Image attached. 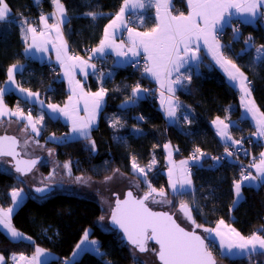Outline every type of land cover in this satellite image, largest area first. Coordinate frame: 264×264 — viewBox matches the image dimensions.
<instances>
[{"label":"trees","instance_id":"1","mask_svg":"<svg viewBox=\"0 0 264 264\" xmlns=\"http://www.w3.org/2000/svg\"><path fill=\"white\" fill-rule=\"evenodd\" d=\"M11 10L10 17L0 21V89L8 81V69L16 64H25V70L19 73L17 81L24 88L41 93L47 102L63 105L68 96L66 84L60 80L59 70L49 63L30 60L25 54L26 43L23 39L22 25L38 21L41 15L53 12L52 0H5ZM64 5L67 22L64 33L73 55H82L85 49L96 48L104 36L106 25L118 14L124 0H61ZM174 10H186L185 0H173ZM87 12L98 13L96 19L84 15ZM240 25L238 36L234 32ZM251 37L250 44H245ZM222 41L228 56L241 68L251 82V96L259 111L264 115V64L255 62L256 48L264 45L263 20L256 26L234 23L222 33ZM248 48L245 52L244 49ZM108 68H97V77H90L87 87L97 91L102 87L106 91L104 109L101 112L97 127L90 136L76 140H49L50 136L63 137L68 125L61 120L45 117L41 127L40 141L48 149L57 152L61 163H71L75 176L105 181L116 172L132 180L139 177L133 171V163L139 168L148 169L156 160V167L149 169L148 181L151 187L163 190L171 203L170 210L155 207L173 214L179 223L187 229L195 225L180 211V204L187 203L193 209L192 217L204 235V229L215 228L221 220L233 226L242 235L249 237L253 233L264 234V186L260 189H241L243 200L233 207L237 197L234 192V181L241 180L240 164L220 159L223 145L210 127L216 119L236 121L232 128L235 140H242L244 148L252 149L254 157L261 146L250 142L247 137L254 129L247 121H241L239 92L226 78L205 61L199 74H192L188 84L177 93L178 98L191 106L195 118L189 125H170L163 111L154 99V93L124 107L123 102L131 98L137 86L150 90L151 84L139 78L130 68L116 71L111 80L104 76L112 68L107 59H103ZM103 73V76H101ZM11 108L21 107L24 111L32 107L28 102L12 92L4 97ZM34 107L33 115H36ZM117 124V128L113 123ZM94 143L95 149L88 146ZM171 144L174 159H189L193 153L198 155L197 163L191 167L192 187L187 194L177 197L169 189L165 174L164 146ZM199 148L200 152H196ZM203 154V155H200ZM216 164L217 168H213ZM44 173H50V165H42ZM27 178V177H26ZM20 175L0 169V209L13 205L11 193L15 190L27 191V198L12 215V226L31 241H13L0 229V254L32 255L37 247L44 248L56 255V259L46 264H65L74 259L77 245H81L85 232L90 231V238L100 242L102 254L84 252L74 259L72 264H136L129 246L116 231L104 230L99 222L107 214L94 199L81 195L55 193L43 198L34 195ZM140 180V179H139ZM141 188H145L141 181ZM141 189V190H142ZM133 190V189H131ZM134 191V190H133ZM147 191V192H146ZM135 192L138 196L145 195ZM152 197V196H150ZM150 199V198H149ZM209 244V242H208ZM149 247H155L150 245ZM210 250L219 262L225 264H264V255L249 258L232 259L219 256L211 244ZM152 261L157 262L155 255L148 252ZM147 255V254H145ZM153 258V259H152ZM10 264V263H8Z\"/></svg>","mask_w":264,"mask_h":264},{"label":"crops","instance_id":"2","mask_svg":"<svg viewBox=\"0 0 264 264\" xmlns=\"http://www.w3.org/2000/svg\"><path fill=\"white\" fill-rule=\"evenodd\" d=\"M134 2L135 0H129V6ZM158 2L162 3V0H151V4L146 5V7L143 9L136 8L131 11L129 9H125L124 15L121 17V19L117 20L116 17L120 14L119 11L118 14L106 25L105 29H107L111 41L113 42L112 45L110 47L106 46L103 50V53L94 51L95 49L100 47V44L92 50L93 56L99 57L101 59H107L111 63L112 68L106 73L104 78L106 80H111L115 76L117 70L130 68V65L132 63L141 61L144 64V74L146 76V80L148 81L149 84H151L152 88L148 90L144 87L137 86L139 88V91H137L135 94L132 92L131 98L123 102L122 106L124 107L132 106L136 104L138 101L147 98L150 95V93H154L153 95L154 99L157 101L158 107L163 111L164 115L166 116L168 123L170 125L185 126V125H189L193 121V119L195 118V113L194 110L191 108V106L182 102L178 98L177 93L180 89L184 88L188 84L189 79L187 77L191 76L192 74H199L201 72V68L204 65L205 61H207L210 64L211 68L218 70L226 78L228 83L239 92L240 95L239 107L241 110L240 120L249 122L251 127L254 129L253 133L249 134L247 139L250 142H258L260 144L261 149L260 152L256 155V159H255V163H259L261 159L260 153L264 152V137H258L257 135H255V131L257 127V121L264 120V115L259 111L257 105L252 99V96L246 95L241 90L239 82L229 80L228 71L232 70L231 65L223 64L222 62L217 63V59L219 57L217 56L216 58H214V52L210 50L209 45H205L202 39L196 42L199 44V50H197L195 44H193L192 51L188 53V56L183 57L184 60H189V63L181 67L179 71L172 70L171 75H166L165 73H161L160 80H157V78L154 77L150 72L145 71L146 66L149 67L151 66V61L148 60L147 53L143 51V48L142 46L139 45V42L141 39H147V38L138 34H142L146 32L150 33L152 29L156 28L157 25L160 24V19L157 18V9L155 7L156 3ZM236 2L242 3V0H236ZM185 5H186L185 11L176 12L174 10L173 0H169L167 11L170 12L171 15L173 16L180 15L181 13L187 16L188 13L190 12V8L188 6V0H185ZM122 7H124V4L122 5ZM55 11H56V5L53 4V12ZM165 11L166 10L164 7L160 8L159 16L161 18L165 16ZM228 11L231 12L232 14L231 20L229 23L224 24L223 30L220 34H218V36L222 35V33L227 28L232 27L234 23L256 26L259 21L263 20V26H264V17H257L255 20H253L249 14L243 11H237L236 9H229ZM10 14H11V10L5 20H7L10 17ZM51 14L45 16L48 18L47 23L49 26L53 24H57L60 19H63L59 15V13H57V15L55 16ZM129 16H131L133 20L130 31L126 33L127 27H125V24L128 25ZM141 18H143V22H141ZM226 18H227V14H226ZM113 21H115V25L113 27H109V25L112 24ZM247 21H251V22H247ZM66 22H67V15H66L65 23ZM38 23L40 27V32H37L35 35V45L33 43L34 40L33 34L31 32H27V27L29 26L32 27V25L27 23L23 24L24 30L22 31V34H23V39L26 43L25 54L27 58L30 60H36L43 63L53 64L59 70L60 80H62L66 84L69 96L63 105H57L47 102L41 93L28 90L19 84V82L17 81V76L19 73H22L25 70V64L20 63L15 65L16 67L13 69V79L15 82H13V80H9L8 78V81L2 87V89H6V91H4L2 98H0L2 99V103H0V111L6 109V113L0 115V135L2 136L5 133L18 137L20 140V145H21L20 147L23 156H24V145L25 148L29 150V152L39 151L38 146L41 144L40 141L41 127L43 124V120L47 116L53 120H61L64 124L68 125L69 131L63 136L66 137L65 139L67 140L82 139L90 136L91 131L98 125L100 115L102 110L104 109L105 100H106V91H105L103 98L100 100L99 107L98 108L95 107L94 105L95 98L93 94L100 91V89L97 91H91L87 87V82L89 78L90 77L96 78L98 76L97 68L96 66L95 69L91 67H85L80 64V60L87 61L89 64H93L92 61L89 58H82V57H79L80 60L68 59V57H75V56L71 51L70 45L64 33L65 23L59 24V35L55 29H52L51 27L46 28L45 24L41 22L40 18L38 20ZM217 27L219 28V25H217ZM105 29H104L103 39L105 38ZM41 32H44L45 34L41 36L40 35ZM25 36L27 37L26 40L24 38ZM133 41H135L136 43L135 47L133 45ZM218 41H219V48H218L219 53H222L227 59H230L233 63H235L230 58V56L226 54L224 43L220 37H218ZM181 47H183V45H181ZM58 48L61 49V58L64 60L65 65L67 66L69 75L65 74L66 67L62 65L61 62L57 59ZM40 49H46V50H40ZM65 52L66 55H64ZM118 52L121 54L118 55L117 54ZM133 52H136L137 55H133ZM193 54L195 55L196 59L190 60L189 58ZM181 55H183V53H181ZM82 67H83V71H81ZM245 76L247 77V80L245 81V83L247 84L249 82V79L246 74ZM178 77H180V82L176 83L175 81L177 80ZM70 79H71V83H70ZM77 81L79 82L78 84L76 83ZM21 88L26 89V91L21 92L20 91ZM169 88H171L172 91H169ZM249 88L251 91L250 84H249ZM12 92L16 93L21 99L28 102V104L33 108L36 107L35 108L36 115H33V113H31V123H29V121L25 118L29 115L27 111H24L23 108L21 107H16L11 109L6 104L4 97L5 95ZM29 92L33 93L34 95L29 96L28 95ZM41 101H43V104L40 103ZM253 104H254V111L252 112L248 111V108L252 107ZM52 106H55L57 111L53 112ZM170 107L175 108L174 117H169L167 114ZM85 108H87V111H85ZM61 110L67 111L70 114L71 118H69V116H66L64 114V111ZM17 111L23 113V116L11 115L12 112H17ZM41 117L43 118L41 119ZM90 117H92L91 123H88ZM73 120H76L78 124L88 123V126L86 128V131L88 133L87 137L82 136L79 133L73 132ZM218 121H223L224 124H227L229 126L227 128V132L232 137V140H235L234 135L232 133V128L237 126L238 122L228 121L227 119L216 118L210 123V127L216 134V137L218 138L219 142L222 144H227L232 140H227V138H222L218 134V129L223 128V124H220ZM33 124L35 125L37 132L32 131ZM61 139L62 137L57 138L54 137L53 135L50 136L49 138V140H61ZM239 141L242 144V140ZM44 145L46 144L44 143ZM166 145L167 147H165ZM166 145L164 146L165 166H166L165 174L168 178L169 189L170 191H172V188L169 184L170 170H171V177L174 181H177V187L179 188V181L189 174L188 173L189 160L187 159H183L179 161L175 160L174 147L171 144H166ZM42 154L43 153L41 152L39 153L36 152L34 156L29 158L30 159L37 158ZM42 158L43 161L39 166V168L42 165H46L44 162L45 155H43ZM8 161L10 162L9 159L1 158L0 169L8 172H13V167L10 166ZM185 161L187 163L182 164V162ZM255 174H256V169L254 168L253 175ZM24 180L26 182V185L32 190V186L27 183L26 179ZM245 184H247V182H245ZM243 186L244 185H242V187ZM191 187H192V183L191 186L185 185V188L188 190H190ZM15 191L18 192L19 195L16 198L17 202L16 203L13 202V205L10 207L13 210L11 212V219L15 210L25 201V199L28 196L27 191L24 189L15 190ZM11 197H12V193H11ZM12 201H13V197H12ZM0 229L13 241H31V239H28V237L25 235H23L20 238H13L11 236V233L8 231V229L4 228L3 225H0ZM216 229L217 226L213 228V230ZM231 229H235V228L231 225H228L227 223H224L223 225L220 226L221 232L225 233L226 236H230L236 242H239L238 238L235 237L233 233H231L230 231ZM235 230L236 232H239L237 229ZM87 233H88L87 239H85L84 236L83 238L84 243L83 244L81 243L80 248L78 249L74 259L80 257L84 252H93L99 255L102 254L100 249V242L98 240L90 238V234H91L90 231H88ZM204 236L207 237L208 240L211 239L213 241L211 245L215 250H217L219 256L221 257H229L232 259L249 258L246 252L241 249L233 248L231 253H228L227 248H221L220 237L216 236L215 231H213L212 233L204 232ZM244 237L247 238L246 236ZM90 241H95L96 243L92 244L90 243ZM225 242L227 243V239ZM37 249H41L42 251L38 254ZM130 250L133 258L135 259L132 249ZM0 256L4 257V260L0 262V264H8V263L46 264L49 261L56 259V255L54 253L41 247H37L35 252L30 256L13 255L6 257L2 254H0ZM21 256L25 257V259L23 260L20 259ZM13 257H15V259H13ZM74 259L67 261L65 264H72Z\"/></svg>","mask_w":264,"mask_h":264},{"label":"snow or ice","instance_id":"3","mask_svg":"<svg viewBox=\"0 0 264 264\" xmlns=\"http://www.w3.org/2000/svg\"><path fill=\"white\" fill-rule=\"evenodd\" d=\"M35 3L39 4V0H34ZM52 3L56 5V11L51 15L55 16L57 13L63 18L58 21L57 24H53L51 26L47 23V17L41 15L40 20L45 24V27H51L55 29L59 35V24L65 23L66 21V12L63 3L61 0H52ZM169 0H162V3H156L155 7L157 9V18L160 19V24L157 25L156 28L152 29L150 33H142L138 34L147 39H141L139 45L142 46L143 51L147 53L148 60L151 61V66H146L145 71L150 72L157 80H160L161 73H165L166 75H171L172 70L179 71L181 67L189 63V60H184V56H188V53L192 51V45L195 44L196 49L199 50V44L196 43L201 39L204 41L205 45H209L210 50L214 52V58L217 56V63H223L231 65V69L228 71V76L230 81H238L241 87V90L248 96L251 95V91L249 88L250 81L246 84L245 81L247 77L240 70L239 67L235 63H233L230 59H227L222 53H219V41L218 34H220L223 30L224 24H227L231 20V12L229 9H236L237 11H243L249 14L253 20L257 17H264V0H242V3H237L236 0H188V6L190 8V12L187 16L183 13L180 15L173 16L170 12L167 11ZM151 0H135L129 6V0H124V7L120 9V14L116 17L117 20L121 19L124 15L125 9L134 10L136 8L143 9L146 5H150ZM165 8V16L161 18L159 16L160 8ZM10 9L5 2V0H0V21H5L6 17L9 15ZM227 14V18H226ZM84 15L91 16L93 19H96L98 13L95 12H87ZM141 22H143V18H141ZM251 22V21H247ZM27 23V22H25ZM115 25V21L109 25V27H113ZM203 25V26H201ZM219 25V28L217 27ZM125 27L127 25L125 24ZM24 30V26L22 25V31ZM27 32H31L33 34L34 40L33 43L35 45V35L37 33V28L35 27H27ZM234 32L238 36L239 30L236 29ZM45 33L41 32L40 35L43 36ZM26 40V36L24 37ZM251 37L249 40L245 41V44H250ZM111 38L107 29H105V38L101 40L100 47L95 49L94 51L103 53V50L106 46L110 47L112 45ZM134 47L136 46L135 41H133ZM183 45V47H181ZM55 47V45H54ZM46 50V49H40ZM27 51V50H26ZM245 52L248 51V48L244 49ZM183 53V55H181ZM120 55L121 53H117ZM66 55V52L64 53ZM133 55H137L136 52H133ZM57 59L61 62L62 65L66 67V75H69L67 70V66L65 65L64 60L61 58V49H57ZM70 60H80L79 57H68ZM190 60H195L196 57L193 54ZM255 62H260L264 64V45H261L256 48V56ZM80 64L85 67H91L95 69L94 64H89L87 61L80 60ZM16 66L13 65L8 69V78L9 80H13V69ZM83 71V67L81 68ZM110 75V74H109ZM103 76V73H101ZM190 79L191 77H187ZM176 83L180 82V77L175 81ZM71 83V79H70ZM79 83L78 81L76 82ZM4 91L6 89H0V98H2ZM21 92L26 91V89L21 88ZM139 91V88L133 89V93L135 94ZM169 91H172L169 88ZM105 89L101 88L100 91L93 94L95 100V107H99L100 100L103 98ZM75 94V93H74ZM29 96L34 95L29 92ZM0 103H2V99H0ZM43 104V101L40 102ZM53 112L57 111L55 106H52ZM64 111V110H61ZM87 111V108H85ZM248 111H254V104L252 107L248 108ZM6 113V109L0 111V115ZM66 116L71 118L70 114L67 111H64ZM169 117L175 116V108L170 107L168 111ZM13 116H23V113L17 111L12 112ZM29 123H31V113L27 117H25ZM43 117H41L42 119ZM255 118V117H254ZM92 117H90L88 123H91ZM220 124H223L222 129H218V134L222 138H227V140H232V137L228 134L227 128L229 127L227 124H224L223 121H218ZM86 124H78L76 120H73V132L79 133L82 136L87 137L88 133L86 128L88 126ZM216 123V122H214ZM26 127V126H25ZM32 131L37 132L35 125L32 126ZM38 134V133H37ZM255 135L258 137H264V120L257 121V127L255 131ZM2 141H10L12 145L16 144V138L13 136H3L0 137V142ZM232 143H240V141H232ZM167 147V145L165 146ZM228 156H232V152H228L227 146L225 148ZM196 152H200V149L197 148ZM11 151H5L3 147H0V155H12ZM261 159L259 163L250 164L249 168L254 167L256 169V174L253 175L251 172H248L247 175L244 174V171H241V180L234 181V192L236 195V199L233 200V207H236L243 200L241 188L242 185L248 187L250 189L255 188L259 189L264 186V152L260 153ZM212 159L219 161L221 158L213 157ZM19 163V162H18ZM29 165L28 169H21L17 167L18 172L30 171V166L36 163L35 160H31L27 162ZM187 162H182V164H186ZM65 168L71 171L70 166L68 164L64 165ZM137 165L133 163V168L135 169ZM141 173L144 172V169H139ZM108 180H111L112 177H107ZM79 182V178H78ZM247 182V184H245ZM190 173L185 176L183 179L179 181V188L177 187V181H174L171 177L170 170V178L169 184L172 188L173 193L179 198L187 194L188 189L185 188V185L191 186ZM150 191L145 194L143 199H133V194L131 191L127 193L128 199L121 201L119 198L116 203V211L112 214V221L115 224H118L119 227L124 231L125 235L128 238V241L133 245L135 250H138L140 253L151 252L154 253L155 257L159 260L160 264H216V260L213 257L212 251L209 248V244H212L213 241L209 239V244H205V239L201 238V236L197 235L194 230L186 231L184 227H181L179 223L175 219H173L172 215L167 212H154L151 211L145 204L144 201L148 200L152 193L156 192V189L151 188L149 185ZM37 192L43 193L45 189L37 188ZM19 195L18 192L13 191L12 197L13 202L16 203V198ZM161 197L165 196L163 190L159 192ZM160 202V201H154ZM171 204L172 201L166 200L163 201ZM13 210L10 208L7 211L0 209V225H3L4 228L8 229L13 238H20L23 236L22 233L16 231V229L11 224V212ZM180 211L187 217L189 221L196 228L202 227L197 224L196 221L192 217L193 209L189 207L187 203L180 204ZM103 219V218H101ZM224 224V221L221 220L217 225V229H209L205 228L204 231L208 233H212L215 231L216 236L220 237V247L227 248L228 253H231L233 248H238L246 252L249 257L254 255H264V234H256L253 233L250 237L245 238L239 232H236L235 229H231V233L238 238L239 242L233 240L230 236H226L225 233L220 231V226ZM85 239H87L88 233L84 234ZM30 239V238H28ZM227 239V243L225 242ZM148 241H154L158 248L149 247ZM83 244L84 241H81ZM90 243L95 244V241H90ZM79 248L80 245H77ZM83 250V249H82ZM42 250L37 249V253L39 254ZM98 251V249H97ZM223 254V253H222ZM73 255H76L74 253ZM15 259V257H13ZM20 259H25V257L21 256ZM136 264H148L147 258H135ZM4 260V257L0 256V262Z\"/></svg>","mask_w":264,"mask_h":264},{"label":"rangeland","instance_id":"4","mask_svg":"<svg viewBox=\"0 0 264 264\" xmlns=\"http://www.w3.org/2000/svg\"><path fill=\"white\" fill-rule=\"evenodd\" d=\"M79 57V56H78ZM29 109V108H28ZM28 109L26 110L28 112ZM31 111L28 113H33L34 108L30 107ZM113 126L117 128V124L114 122ZM66 137H62V141L67 140ZM71 140V139H70ZM74 140V139H73ZM88 146H92L95 149L94 143L91 141ZM39 151L29 152L24 145V156L26 158L32 157L36 154V152H41L45 155V164H49L51 167L50 173H44L41 170V167L37 168L31 175L26 178L28 184L33 187L35 186H52L55 188V193H67V194H75L85 196L90 199L96 200L102 207V209L106 212V216L100 220L99 224L104 230H111L109 223V216L114 208L116 202V196L122 198L127 190L133 189L135 192L142 193V190L145 189L150 191L149 181H148V172L149 169L152 170L156 167V160L152 162V166L148 169H144V172L141 173L139 171L138 166L133 171L139 177L138 180H132L129 177L125 176L122 173L116 172L112 175V179L101 182L93 178H86L83 176H75L72 171L71 163H61L58 160L57 152L52 149H47L46 145L41 142L38 146ZM200 155H203L200 153ZM198 155H196V159L193 160L191 158L189 160L188 172H191V167L197 163ZM173 160V158H172ZM68 164L70 166L71 171L69 172L68 168H65L64 165ZM187 176V175H186ZM79 178V182H78ZM191 179V177H190ZM141 181L144 182L145 188H141ZM192 181V180H191ZM151 186V185H150ZM153 188V187H151ZM142 189V190H141ZM155 189V188H154ZM147 192V191H146ZM160 190L156 189V192L152 193V197H149L150 201L154 204L155 207H162L166 210H170L171 204L163 202L169 200L168 198L161 197L159 195ZM173 193V191H171ZM160 201V202H154ZM9 209V208H8ZM4 210V209H3ZM7 210V209H5ZM135 258H147L148 264H157L152 261L151 256L142 255L138 253L136 250H132ZM152 256L154 253H151ZM150 258V259H149ZM153 259V258H152ZM219 264H225L223 262H219Z\"/></svg>","mask_w":264,"mask_h":264},{"label":"water","instance_id":"5","mask_svg":"<svg viewBox=\"0 0 264 264\" xmlns=\"http://www.w3.org/2000/svg\"><path fill=\"white\" fill-rule=\"evenodd\" d=\"M3 136H13V137L16 138V141H17V142H16L15 145H12L10 141H2V142H0V147H3V149H4L5 151H11V152L13 153L12 155H0V159H1V158L9 159L10 162H9V161H8V162H9L10 166L13 167V172H14V173L20 175L22 178H26V177H28L29 175H31V174H32V173H33V172H34V171H35V170L41 165V163H42V161H43L42 156H43L44 154L40 155V156L37 157V158H32V159H30V158H26V157L23 156V153H22V151H21L20 140H19L18 137L14 136V135H10V134H5V133H4L2 136L0 135V137H3ZM31 160H35L36 163H35L34 165H31V166H30V171L18 172V171L16 170L17 167H20L21 169H28V168H29V165H28L27 162H28V161H31ZM18 162H19V163H18ZM37 188H43V189H45V191H44L43 193L37 192V191H36ZM32 191H33V193H34L35 196L40 197V198H43V197H46V196L52 194V193L55 191V188L52 187V186H35V187L32 188ZM129 191L132 192V194H133V199H143L144 196H145V195L138 196V195H136V194L134 193L133 190H130V189L127 190V191L125 192V194H124V196H123L122 198H120L119 196H118V197L116 196V202H115L114 208H113V210H112V212H111V214H110V216H109V223H110L111 230L116 231L118 234H120L122 240H123L128 246H129V248L132 249V250H135L134 247H133V245L128 241V238H127V236L125 235L124 231L119 227L118 224H115V223H113V221H112V214L116 211V203H117V199L119 198L121 201L128 199L127 193H128ZM148 201H149V199H148V200H145V201H144V204H145V205H146L151 211H154V212H167V213H169L168 211H164V210H154V209H152V208L150 207V205L148 204ZM169 214L172 215L173 219H175V220L177 221V223H179V221L176 219V217H175L173 214H171V213H169ZM179 224H180V223H179ZM180 225H181V224H180ZM181 227H184V226L181 225ZM184 228H185V227H184ZM185 230H186V231L194 230V231L196 232L197 235L201 236V238H207V237H205V236L201 233V231L199 230V228H196V227H193V229H187V228H185ZM204 232H205V231H204ZM208 242H209V240H208V239H205V244H208ZM148 245H149V246H150V245H154V246H156V248L159 247L158 245H156V244L154 243V241H148ZM136 251H137L138 253H140L138 250H136ZM147 253H148V252L140 253V254L145 255V254H147ZM212 254H213L214 259L216 260V264H218V261H217V259H216V257H215V254H214L213 252H212ZM156 259H157V258H156ZM157 262L160 264V262H159L158 259H157Z\"/></svg>","mask_w":264,"mask_h":264},{"label":"built area","instance_id":"6","mask_svg":"<svg viewBox=\"0 0 264 264\" xmlns=\"http://www.w3.org/2000/svg\"><path fill=\"white\" fill-rule=\"evenodd\" d=\"M132 20H133L132 17L129 16L128 17V25L126 28V33H128L131 29ZM239 26L240 25H237L235 28L238 29ZM32 27L37 28V32H40V27H39L38 21H34L32 23ZM218 37L222 38V35H219ZM74 56L75 57L79 56L82 58H89L92 61V63L96 66V68H100V67H103L106 69L108 68V66L105 64L103 59L92 55V51L90 49H85L83 51L82 55H75L74 54ZM130 67L133 71H135L138 74L139 78L146 80V76L144 74V64L141 61L132 63L130 65ZM30 111H31V109L29 108L28 112H30ZM232 141L227 143V144H222L223 148H224L223 154L219 158L240 164V167L244 171L245 175H247L248 172H251L252 174H254V167L249 168L250 164L255 163V157H254V154L252 152V149L244 148L241 143L234 144V143H232ZM234 141H239V140H234ZM254 143H256L257 145H260L258 142H254ZM226 146H227L228 152L233 153L232 156L227 155V152L225 151ZM196 155H197L196 153H193L190 158L195 160ZM215 167L217 168L216 164L213 165V168H215Z\"/></svg>","mask_w":264,"mask_h":264},{"label":"flooded vegetation","instance_id":"7","mask_svg":"<svg viewBox=\"0 0 264 264\" xmlns=\"http://www.w3.org/2000/svg\"><path fill=\"white\" fill-rule=\"evenodd\" d=\"M147 254H149V253H147Z\"/></svg>","mask_w":264,"mask_h":264}]
</instances>
